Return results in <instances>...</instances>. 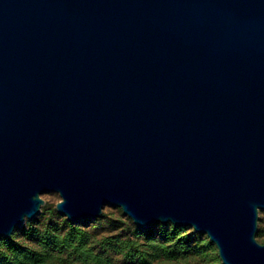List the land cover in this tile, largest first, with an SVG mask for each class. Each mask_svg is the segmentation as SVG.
<instances>
[{
  "label": "water",
  "instance_id": "obj_1",
  "mask_svg": "<svg viewBox=\"0 0 264 264\" xmlns=\"http://www.w3.org/2000/svg\"><path fill=\"white\" fill-rule=\"evenodd\" d=\"M45 192L264 264V0H0V237Z\"/></svg>",
  "mask_w": 264,
  "mask_h": 264
},
{
  "label": "trees",
  "instance_id": "obj_2",
  "mask_svg": "<svg viewBox=\"0 0 264 264\" xmlns=\"http://www.w3.org/2000/svg\"><path fill=\"white\" fill-rule=\"evenodd\" d=\"M118 211V218H110L108 213L102 212L96 219L121 231L100 239L98 245L120 254L125 264H151L159 258L179 260L189 254L203 255L206 250H216L207 236L190 227L170 222L141 227L129 219L124 221L121 210ZM54 216L59 217L55 207L44 203L37 217L26 220L9 237H0V264H53L66 260L67 255L73 256V264H109V257L94 251L89 232L81 228L87 224V219L75 224L66 217L57 221ZM259 221L264 222V218L260 217ZM258 232H261L260 227ZM19 236L35 245L23 243ZM211 264H222L217 250Z\"/></svg>",
  "mask_w": 264,
  "mask_h": 264
},
{
  "label": "rangeland",
  "instance_id": "obj_3",
  "mask_svg": "<svg viewBox=\"0 0 264 264\" xmlns=\"http://www.w3.org/2000/svg\"><path fill=\"white\" fill-rule=\"evenodd\" d=\"M41 197L44 199L45 201L44 203L50 205L51 207H55V203L60 199L57 192H45L41 194ZM118 209H119L118 207H112V206L106 205L103 207L102 212L108 213V217L115 219L120 216ZM56 213L58 214L59 217L54 216L53 218L57 221H59L61 217H65L63 215H60L57 211ZM99 217H97L96 219H98ZM121 217L124 221H126L125 219H129L131 221V219L128 218L123 213ZM260 217L264 218V210L259 211V218H258V228L260 227L261 232L259 233L258 230L256 232L257 241L264 243V222L259 221ZM33 219H30V220H33ZM96 219L89 220L86 225L81 226L82 229H85L86 231L89 232L94 251L100 252L104 254L105 256L109 257V260H110L109 264H125V261L123 260L120 254L114 252L112 249L103 250L98 245V241L100 239H103L104 237L119 233L121 232L120 229L118 228L111 229L109 226L103 223H100ZM77 223L79 222H76L75 224ZM18 239L21 240L25 244L32 245V246L35 245L30 240L24 239L21 236H19ZM215 252L216 250L215 251L206 250V252L203 255L189 254L186 257L179 259V260H168V259L159 258V259L154 260L151 264H211L212 259L214 258ZM64 255H65V252H64ZM53 264H73V256L67 255L66 260L64 259L58 260L54 262Z\"/></svg>",
  "mask_w": 264,
  "mask_h": 264
}]
</instances>
